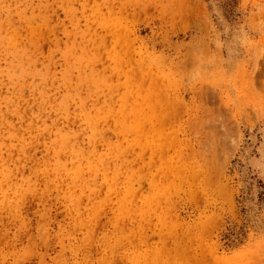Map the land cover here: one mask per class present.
I'll use <instances>...</instances> for the list:
<instances>
[{
	"label": "rangeland",
	"instance_id": "obj_1",
	"mask_svg": "<svg viewBox=\"0 0 264 264\" xmlns=\"http://www.w3.org/2000/svg\"><path fill=\"white\" fill-rule=\"evenodd\" d=\"M0 264H264V0H0Z\"/></svg>",
	"mask_w": 264,
	"mask_h": 264
}]
</instances>
